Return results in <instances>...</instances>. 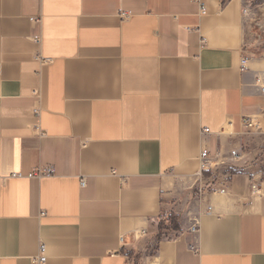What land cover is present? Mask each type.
<instances>
[{"label":"crops","instance_id":"0c3cea01","mask_svg":"<svg viewBox=\"0 0 264 264\" xmlns=\"http://www.w3.org/2000/svg\"><path fill=\"white\" fill-rule=\"evenodd\" d=\"M204 3L0 0V264H264V0Z\"/></svg>","mask_w":264,"mask_h":264},{"label":"built area","instance_id":"2783aa9c","mask_svg":"<svg viewBox=\"0 0 264 264\" xmlns=\"http://www.w3.org/2000/svg\"><path fill=\"white\" fill-rule=\"evenodd\" d=\"M191 1L195 2L198 5L199 13L201 15H205L207 13V9H206L204 0H191ZM124 14L125 13H122L121 15L123 16ZM31 21H36V19L31 18ZM39 39H40L39 37H35V40H39ZM245 62H246V56L241 58L242 66L244 65ZM261 91L264 95V86L261 87ZM34 112L37 113V110H34ZM240 122H241V127L244 130L250 131L253 129H257L259 127L258 121L250 115L241 114L240 115ZM208 132H209L208 128L203 129V133H208ZM219 132L220 133L223 132V129L221 128L219 130ZM231 155L237 156L238 153L235 150H233V151H231ZM200 160H201L200 166H201L202 171L212 170V164H210V161H209L208 149H206V148L202 149V151L200 153ZM50 173H52L51 167H42V168H39L36 171H34L33 174L36 176H42V175H48ZM212 183L213 184L206 186V188H208V189H204L205 187L199 188V195L201 196V195H203V193H211V194L220 193L221 194V193H224L226 191L225 188L219 187V185L215 184L216 183L215 178L213 179ZM211 209H212L211 206H207L206 213L210 214ZM197 225H198V221L194 220V223L191 225V228L196 229ZM141 234H143V231L141 233H137L135 236L137 237ZM43 250H44V246H40V253L34 260L38 264H42L43 262H45L46 258L43 254Z\"/></svg>","mask_w":264,"mask_h":264},{"label":"trees","instance_id":"16d2710c","mask_svg":"<svg viewBox=\"0 0 264 264\" xmlns=\"http://www.w3.org/2000/svg\"><path fill=\"white\" fill-rule=\"evenodd\" d=\"M168 229L174 230L175 231L174 234L180 229L177 217L172 211L157 218L155 235L157 236V238H161V237L171 238L174 234L168 235L167 233L160 232L161 230L168 231ZM126 254L131 258L132 260L131 264H139L138 263L139 253L127 251Z\"/></svg>","mask_w":264,"mask_h":264},{"label":"rangeland","instance_id":"374dc122","mask_svg":"<svg viewBox=\"0 0 264 264\" xmlns=\"http://www.w3.org/2000/svg\"><path fill=\"white\" fill-rule=\"evenodd\" d=\"M191 190H190V193H191V199H192V202L193 201H197L201 196L199 195V190H198V185H196V184H194V185H192L191 186V188H190ZM182 209H180V207L178 208V214H177V216L178 217H180L181 216V218H184L185 217V211L183 212V211H181ZM160 232H164V233H167L168 235H173L174 234V230H172V229H168V231H166V230H161Z\"/></svg>","mask_w":264,"mask_h":264}]
</instances>
